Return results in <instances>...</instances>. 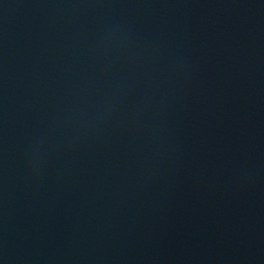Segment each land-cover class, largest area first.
Masks as SVG:
<instances>
[{
    "label": "water",
    "instance_id": "1",
    "mask_svg": "<svg viewBox=\"0 0 264 264\" xmlns=\"http://www.w3.org/2000/svg\"><path fill=\"white\" fill-rule=\"evenodd\" d=\"M0 264H264V0H0Z\"/></svg>",
    "mask_w": 264,
    "mask_h": 264
}]
</instances>
